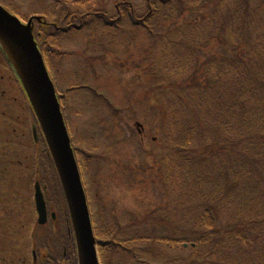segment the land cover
Wrapping results in <instances>:
<instances>
[{
	"label": "rangeland",
	"instance_id": "rangeland-1",
	"mask_svg": "<svg viewBox=\"0 0 264 264\" xmlns=\"http://www.w3.org/2000/svg\"><path fill=\"white\" fill-rule=\"evenodd\" d=\"M55 1L11 0L29 15L39 14L44 8L50 14L57 13L58 17L69 13L75 14L81 20L80 22L77 19L75 25L69 26L75 27L76 30L66 33L67 35L60 42L61 49H56L59 54L66 52L69 56L63 55L57 58V63L52 60L53 65L50 69L59 92L69 85L66 84L67 79L70 84H77L82 88L67 101L65 117L68 119L72 133L76 136L77 133L82 132L86 141L83 146L77 139L78 147L90 157V167L84 171L79 156H77V165L85 189L95 237L98 238L97 225H105L109 233H106L105 229L103 233L115 235L118 241L126 242L125 246L134 249L138 256L140 254L141 262L160 264L151 254H155L153 252L158 250L155 245L162 248L163 244L155 241L150 245L152 246L150 249L140 250L141 245L133 238L146 236L157 239L171 235V229H174L180 220L184 229H187L185 219L188 217V208L181 209L180 193L184 192L183 186L180 187L179 183L178 186L172 185L171 181V173L175 172L171 160L174 156H178V153L167 148L169 144L173 145V140L171 137L167 140L161 132V117L167 105L174 106L177 116L178 107L171 102L158 103L156 87L161 86L160 80L163 78L160 76H167V70L168 76L179 77L178 80H180L182 77L186 78L188 67L193 75L192 86H202L205 89L203 78H206L210 62L213 60L225 62V58L235 59L236 54H233L234 50L231 48L224 47L220 40H214L210 45L192 54L185 46L187 52L182 47V49L178 48L176 53L190 54L187 57L190 62L185 63L186 70L181 69L179 76L178 72L176 75L175 71L171 70V62L166 58L160 61L163 66L158 71L152 69L151 60H149L151 56L148 52L162 44V36L168 26H172L174 22L180 24L190 20V16L195 14L183 10L179 12L175 21L166 18L170 24L155 28L157 35L154 33L151 35L149 32L126 24H120L122 31L107 30L106 32L94 26L92 21L94 13L103 12L114 18L117 17L116 9L121 8V5H132L135 13L142 15L145 0H65L63 7L60 8L58 5L53 8L52 3ZM246 7L248 11L253 7L255 9L253 0ZM56 8L59 11H56ZM86 11H91L90 16H83ZM251 14L253 15V11ZM46 21L51 24L49 16ZM57 25V29L60 30L61 24ZM168 49L169 47L166 50ZM177 60L180 59L177 58ZM216 64L222 65L220 62ZM0 67L4 68L2 65ZM3 71L7 73L6 70ZM1 78L0 144H3L4 148L0 147V206L3 207L1 202H8V207L4 209L6 214L4 225L10 227L6 230L8 232H6L4 244L8 254L5 257H8L9 263L18 264L17 258L20 254L22 255L20 264H32V256L29 255L32 250L29 242L30 229L34 226L39 238L46 237L48 231L56 234L62 219L55 214L54 221H46L44 225L37 226L34 221L31 203L33 183L37 179L35 168L39 166L41 159L36 157L37 147L33 148L24 144L29 133L28 123L24 122L21 117V107L14 101L15 96L17 100L19 84L15 81L16 79L9 80L7 76ZM182 85H188V83ZM197 89L205 96L204 90L200 87ZM208 93L211 94L212 91ZM26 118L28 119L27 115ZM197 122L198 129L196 132L195 129L192 131L195 147L191 152L192 155L188 152L194 167L188 164L187 169L192 168V173L200 168L198 163L203 165L209 162L207 159L210 153H207L209 149L205 142L215 141L211 127L205 125L206 121H201L199 117ZM164 123H166L165 120ZM227 135L228 132L223 136L227 142L224 156L230 159L232 151L228 149L231 143H228ZM72 145L74 146V143ZM31 155L36 157L34 161L30 160ZM216 163L218 162L212 161L206 165L216 172ZM174 177H177L176 172ZM49 182L51 186H54L51 180ZM54 194L59 198L56 188ZM49 208L54 211L52 206ZM2 224L3 221H1ZM50 233H48L49 237ZM125 235L128 236L127 238L132 237V240L126 239ZM70 239V236H66L61 241L59 249L62 253L58 264L73 263L71 254L74 252L70 246ZM107 240L110 241L109 238ZM103 241L105 240L100 242ZM40 243L42 245L37 247L38 255L34 263L43 262V256L47 250L54 251L53 241H47L46 248L43 239H40ZM144 246L149 245L142 242L141 247ZM3 252V250L0 251V253ZM169 252L170 259H177L172 264L187 261L186 252H175L172 249ZM112 264H129V262L125 255L116 253L112 255Z\"/></svg>",
	"mask_w": 264,
	"mask_h": 264
},
{
	"label": "trees",
	"instance_id": "trees-1",
	"mask_svg": "<svg viewBox=\"0 0 264 264\" xmlns=\"http://www.w3.org/2000/svg\"><path fill=\"white\" fill-rule=\"evenodd\" d=\"M250 1L146 0L142 15H137L125 5L116 9L117 17L111 18L121 25L147 26L157 35L155 28L170 24L166 18L175 21L183 10L195 14L180 24L174 22L162 36V41L169 47V57L180 59L176 65L184 70L190 62L188 55L214 40H220L224 47L231 48L236 54L235 59L210 62L206 78H203L206 88L195 85L205 91V96L192 86L193 75L188 67L186 78L169 81L164 85L169 91L161 93L178 107V116L174 106L168 108L169 112L165 108V115L170 120L168 130L173 146L176 145L177 153H181L177 161L178 174L172 183L183 186L181 209L188 208L185 225L188 228L176 225L171 229V235L157 239L146 236L134 238L141 246L142 242L149 245L140 246V250L150 249L155 241L163 244L164 248L154 244L158 250L151 254L160 264H172L177 260L170 259L168 253L178 245L181 248L179 252H186L187 261L177 264H264V0H253L255 9L248 11L246 5ZM0 3L21 16V8L12 7L6 0H0ZM35 15L25 14L22 19ZM37 15L51 17L44 8ZM93 15H100L99 19ZM93 15L96 23L107 27L103 15ZM33 23L34 40L48 68L55 42L53 27L46 25L42 35L38 36L40 24L35 20ZM185 46L190 54L176 53L182 47L187 52ZM0 59L6 63L1 53ZM247 71L251 73L247 74ZM185 83L188 85H182ZM210 90L211 94L208 93ZM31 117L36 122L34 114L31 113ZM199 117L212 129L215 141L205 142V145L209 149L207 153H210L207 160L218 162L216 172L206 165L209 163L207 160L203 165L198 163L200 168L195 173H192V168L187 169L188 164L194 167L188 152L191 153L195 147L192 131L198 129ZM227 132L228 143H231L228 149L232 151L230 159L224 156L227 142L223 136ZM40 150L43 152L42 166L53 168L52 161H48L44 139ZM57 180L55 175L54 189L58 188ZM114 241L118 244V240ZM122 243L119 241L117 247H108L106 260L101 247V264H112V255L116 253L125 255L129 264H149L141 262L140 254L138 256L134 249L123 247ZM183 245H187V250ZM71 255L72 264H76L74 253Z\"/></svg>",
	"mask_w": 264,
	"mask_h": 264
},
{
	"label": "water",
	"instance_id": "water-1",
	"mask_svg": "<svg viewBox=\"0 0 264 264\" xmlns=\"http://www.w3.org/2000/svg\"><path fill=\"white\" fill-rule=\"evenodd\" d=\"M0 39L4 41L6 47L14 49L16 62L15 60L13 62L25 84L53 155L74 227L78 264H98L84 193L57 99L42 58L35 47L29 28L22 26L2 8H0ZM36 199L38 203L41 202L40 193L36 195Z\"/></svg>",
	"mask_w": 264,
	"mask_h": 264
},
{
	"label": "flooded vegetation",
	"instance_id": "flooded-vegetation-1",
	"mask_svg": "<svg viewBox=\"0 0 264 264\" xmlns=\"http://www.w3.org/2000/svg\"><path fill=\"white\" fill-rule=\"evenodd\" d=\"M3 204L2 210L0 211V251L3 250V253H0V264H11L9 263L8 257L6 258L5 255H7V251L5 250V237H6V230L10 229L9 226L4 225V219L6 218L5 210L8 207V202L4 201L1 202ZM6 203V204H5ZM1 221H3V224L1 225ZM2 245V246H1ZM17 263L20 264L22 261V255L19 254V257L17 258Z\"/></svg>",
	"mask_w": 264,
	"mask_h": 264
},
{
	"label": "bare ground",
	"instance_id": "bare-ground-1",
	"mask_svg": "<svg viewBox=\"0 0 264 264\" xmlns=\"http://www.w3.org/2000/svg\"><path fill=\"white\" fill-rule=\"evenodd\" d=\"M0 40H1L2 44L4 45V49L7 51V53H8V55H9L10 59L12 60V59L14 58L13 61L15 60V62H16V59H15V56H14V55H15V54H14V53H15V52H14V49H13V48H12V49H9L8 46H7V47L5 46L6 44L4 43V41H3L2 39H0ZM12 56H13V57H12ZM15 62H14V63H15ZM15 66H16V64H15ZM16 67H17V66H16ZM70 217H71V215H70ZM71 233H72V231H71ZM75 244H76V242H75ZM76 245H77V244H76Z\"/></svg>",
	"mask_w": 264,
	"mask_h": 264
}]
</instances>
